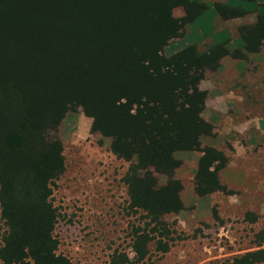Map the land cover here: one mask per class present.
<instances>
[{"label": "trees", "instance_id": "1", "mask_svg": "<svg viewBox=\"0 0 264 264\" xmlns=\"http://www.w3.org/2000/svg\"><path fill=\"white\" fill-rule=\"evenodd\" d=\"M209 13L222 31L236 23L238 47L230 49L212 27L210 46L166 54L190 27L202 29ZM263 52L258 0H0V264H72L58 253L52 196L65 172L59 129L77 111L127 164V207L144 221L133 229L136 261L146 259L151 243L166 254L164 219L184 210L178 155L200 154L197 197L225 192L219 173L228 159L203 145L214 127L203 118L200 83L226 58L244 62ZM263 243L264 236L257 248ZM110 264L129 260L113 255ZM226 264H264V249Z\"/></svg>", "mask_w": 264, "mask_h": 264}, {"label": "rangeland", "instance_id": "2", "mask_svg": "<svg viewBox=\"0 0 264 264\" xmlns=\"http://www.w3.org/2000/svg\"><path fill=\"white\" fill-rule=\"evenodd\" d=\"M216 20L207 14L202 29L190 27V35L169 45L166 54L191 44L210 46L216 37L205 40V35L212 27L223 33L221 39L227 40L230 49L238 47L240 41L232 34L236 23L226 24L227 31H222L224 26ZM221 66L220 71L206 75L200 90L207 94L203 118L214 127L212 138L203 145L228 159L219 173L225 192L197 197L194 176L200 154L178 155L182 166L175 178L183 186L184 210L164 219L170 233L169 251L162 254L151 243L148 256L138 263L132 249L133 229L144 221L127 207L121 181L127 164L109 152L108 141L90 134V119L80 111L71 113L58 133L65 172L55 182L52 196L59 213L54 232L59 254L72 264H110L118 254H125L129 264H226L236 256L264 249V243L257 248L264 236V52L244 62L226 58ZM248 215L256 218L254 224L247 221ZM1 228L0 222V233Z\"/></svg>", "mask_w": 264, "mask_h": 264}]
</instances>
